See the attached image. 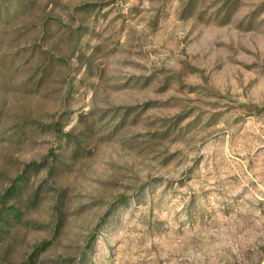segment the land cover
I'll return each instance as SVG.
<instances>
[{
    "label": "rangeland",
    "instance_id": "obj_1",
    "mask_svg": "<svg viewBox=\"0 0 264 264\" xmlns=\"http://www.w3.org/2000/svg\"><path fill=\"white\" fill-rule=\"evenodd\" d=\"M29 1L0 0V264H264V0Z\"/></svg>",
    "mask_w": 264,
    "mask_h": 264
},
{
    "label": "trees",
    "instance_id": "obj_2",
    "mask_svg": "<svg viewBox=\"0 0 264 264\" xmlns=\"http://www.w3.org/2000/svg\"><path fill=\"white\" fill-rule=\"evenodd\" d=\"M26 0H19L20 2H25ZM181 2V9L179 12V16L182 19L191 18L193 16H196L201 19L203 15L202 6L206 2V0H180ZM34 1L30 0L29 4L33 5ZM218 3L220 4L219 8L215 12V19L218 20V24L223 25L230 21L231 17L236 12L238 6H239V0H219ZM216 4V3H215ZM72 36V35H70ZM83 57L81 55L78 56V61L80 62V65H84L85 68H89L87 66L86 60L82 59ZM86 64V65H85ZM184 117L179 116L175 119L173 124L167 125V128L162 133H155L153 136H159L160 139H166L170 135L174 136L172 137L173 140L176 139L178 134L181 133L182 128H177L183 121ZM175 128V129H174ZM177 129V130H176ZM173 130V131H172ZM176 130V131H175ZM87 134H84L80 139L79 142L86 140ZM42 247V246H41Z\"/></svg>",
    "mask_w": 264,
    "mask_h": 264
}]
</instances>
